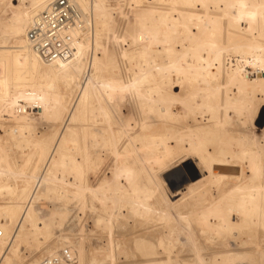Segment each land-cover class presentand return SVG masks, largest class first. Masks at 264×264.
Here are the masks:
<instances>
[{
	"label": "bare ground",
	"instance_id": "bare-ground-1",
	"mask_svg": "<svg viewBox=\"0 0 264 264\" xmlns=\"http://www.w3.org/2000/svg\"><path fill=\"white\" fill-rule=\"evenodd\" d=\"M50 1L52 0H31L26 12L16 7L5 28V32L15 39L14 45L0 48V66L5 68V75L0 79L3 87L0 93V114L4 116L5 111L15 108V112L13 111L15 121L23 127L28 124L34 109H38L39 114L44 118L61 121V130L56 131L51 144L35 135L28 139L24 136L22 127H13L6 131V135L17 139L15 145L18 148H30L27 152L22 151L19 165L14 168L8 164L5 167L6 175H12L13 178L22 177L28 169H32L37 172V176L32 178V181H14V184L9 183L8 180L0 181V195L3 193L14 195L11 201L0 204V217L5 219V223L0 224V264H12L8 255L11 252L16 253L14 244L22 230L31 227L37 232V229L45 228V226L37 227L38 219L34 213V206L42 195L55 189L57 180L64 183L65 189L80 202L83 209H93V202L108 190L113 202L116 200L119 207L126 204L123 207L132 215L140 217L152 212L144 193V190L150 187L144 181L145 166L143 169L128 161L118 163L119 165H115L110 172H107L110 177L102 180L101 176L106 171L101 169V164L105 157L104 149L109 151L113 148L116 153L115 149L118 145L115 139L128 136V140L125 141L128 142L125 146V151L128 153L126 149L129 143L135 139L148 138V135L142 133L153 126V121H149V115L155 113L163 118L165 115L174 114L171 111L174 100L184 103L183 106L188 109L186 113L200 114L202 118L204 117L202 114L208 115L207 120H199L195 129L189 130L187 135L177 133L179 138L187 139L190 148H194L197 153L193 156L191 149L185 154V159L180 160L194 159L196 165L201 166L198 172L201 178L192 182L191 187L195 189L205 185L210 187L202 196L209 217L196 221L199 224L205 222L206 230L210 232L209 237L212 239L235 237L236 231L249 227L264 235V134L252 133L250 138L227 139L226 134L221 132L219 127L224 124L223 122H228L227 113H223L225 114L223 116L221 110L229 109L230 102L240 100V105L247 109L257 99V95L264 98V0H147L148 4L141 8L138 16L136 15L131 32H127L126 36L112 34L113 42L118 45L127 38L130 39L131 45L137 43L138 37L147 41V47L140 48L141 53L137 55L143 58L149 55V65L154 69H166L175 73L178 77L176 76L174 83L180 85L178 89L185 86L182 85L184 82L188 83L186 87L189 91L183 98L171 92L174 83L170 82L169 89H165L162 87L163 81L161 84L157 79L159 81L156 83L153 76L147 84L146 78L138 73L127 81L105 76L110 64L115 69L119 66L115 60L108 62L107 51L100 45L108 20V14L102 9L104 0H73L80 11L88 16L91 15L83 11L91 8L99 10V30L97 33L95 31L94 37L90 39L92 29L76 44V52L72 60L51 65L44 64L32 52L25 34L31 24L46 10ZM93 21H91L92 26ZM158 56L166 57V64L164 63L163 67L155 65V58ZM132 57L133 54L127 49L121 48L120 60H130ZM124 93L130 94L136 100L138 110L144 118L138 119V123L135 124L136 129L132 130L135 131L134 134H130L131 129L128 128L117 133L110 132V138H115L116 144H114L106 136L101 121L108 116L115 99ZM180 104L182 106L181 102L178 106ZM27 109L31 112L28 113ZM20 111L27 113L26 119L19 115ZM210 133L217 134V138L211 139L213 149H201ZM224 137L226 143L221 145ZM69 144L72 148H69ZM158 144L165 146L161 140L152 142L151 149L149 148L143 155L145 160L143 158L142 161L139 160L145 161L150 170L155 169L154 167L161 168L163 162L155 153ZM12 151L13 148L3 152L0 162L8 160L10 154L14 152ZM163 154L167 159L171 158L169 151L165 150ZM240 163L248 169L249 178H243L244 168ZM67 177H70L72 182ZM191 187L189 192L194 190ZM194 192L196 193V190ZM234 215L238 218L236 222L232 220ZM101 221L104 220H98L100 223ZM111 221L112 218H109L108 223ZM190 226L192 228V224ZM224 243L223 248L222 245L220 247L225 250ZM140 248L145 252L144 258H139L142 260H136L134 263L136 258L132 262L130 260L126 262L129 264H236L243 255L241 250V252L227 250L214 253L210 257L183 260L179 256L180 253H175L170 243L162 238L157 242L149 241L147 245L142 241ZM65 249L68 248L46 257L40 264H49L50 259L60 256ZM68 251L73 258L71 264H85L88 259V255L83 251H77L78 253L72 249ZM98 253L96 250V254ZM102 258L98 257V260L103 261ZM105 261L108 264H119L121 257L112 256L105 259L103 264Z\"/></svg>",
	"mask_w": 264,
	"mask_h": 264
},
{
	"label": "rangeland",
	"instance_id": "rangeland-1",
	"mask_svg": "<svg viewBox=\"0 0 264 264\" xmlns=\"http://www.w3.org/2000/svg\"><path fill=\"white\" fill-rule=\"evenodd\" d=\"M30 1L31 0H2L0 3V48L11 47L14 45L15 39L13 38V40L5 32V28L9 23L12 13L17 9L16 7L20 8L21 11L25 10L24 12H26L30 7ZM147 2V0H104V7L102 9L108 14V20L106 25L107 27L103 31V35L101 37L100 45H102V47L107 51L109 58L108 62L111 63L113 60H115L117 62V66H119L115 69L114 66L110 64L105 76L107 78L127 81L132 78L134 74L138 73L146 78V84L150 82L151 76H153V80L156 83H158L159 80V83L163 81V84L161 83L163 85L162 87L169 89L170 84L174 83L178 76L175 73L170 72V70L164 69V71L163 69L158 70L157 68L154 69L151 67L149 65V55H147L145 58L137 55L141 53L140 50L142 47H147V41L141 37H138L137 43L131 45L130 39L127 38L121 45H118L112 40L113 33L126 36L127 32H131L136 15H139L141 8L145 7V5L148 4ZM83 12L90 14L92 21L94 20L92 23L93 31L90 35V39H92L95 35V31L97 33L99 30L98 16L100 15V12L97 8H91L90 10ZM121 48L127 49L131 54H133V57L130 59L131 61L128 59L125 61L120 60L119 53ZM165 62L166 57L158 56L155 58L156 66L163 67ZM165 72H168L169 74H166ZM4 75L5 68L0 66V79ZM181 78L182 77H180V79ZM175 84L176 83H174L173 87H171V92L174 95H178L180 98H183L186 95V92L189 91L187 88L188 83L186 84V82H184L182 85L185 86L182 87V89L181 87L178 89L180 85L176 84V87ZM1 88L2 90L0 93L3 91V87L0 83V89ZM236 92L241 93L240 91ZM256 98L257 99L252 102L251 107L249 105V108L247 107V109L240 105V100L230 102L229 109H227L228 111L226 109L223 110L222 108L221 115L224 116L227 113L228 122H223L224 124L220 125L219 127L221 132L226 134L227 139L229 137L236 139L240 137L250 138L252 133H257L260 135L264 134V98H262L261 95H257ZM178 102H181L182 106L181 104L178 106ZM175 103L176 105H174ZM136 104V100L128 93H124L121 97L115 99L108 116L106 119H102L101 121V126L105 129L106 136L110 138V132L113 131L117 133L118 131L125 128L131 129L130 134H134L135 131L132 130L136 129L135 124L138 123V119L140 120L144 118L143 114H140ZM183 104L184 103L182 101L174 100L172 106L175 108H171V111H173L174 114L165 115L163 118H160L155 113H151L149 115V121H153V126L150 127V130L146 129L142 133L144 135H148V138L135 139V141L129 143L126 149L128 153L125 151V146L128 144V142L125 143V141L128 140L127 135L121 136L119 139L110 138L114 144L117 142L118 146L116 145V153H114L113 148L109 151L104 149L105 157L101 164V169L106 172L101 176L102 180H107L110 177V174H107V172H110V169H112L115 165H119L126 161L138 165L143 169L145 166L144 181L149 184L150 189L147 188V190H144V193H146V201L152 208V212L143 215L144 217L142 215H140V217L132 215L127 208L123 207L126 204H122L123 206L119 207L117 206L116 200L113 202L114 200L111 199V196L109 195L110 191L108 190H105L104 194L99 195L102 197V199L98 197V200L93 202V209H83L80 202L76 198H73L71 193L65 189L66 186L64 183L60 180H57V183L54 185L55 189L47 192L49 195L47 193L44 194L45 196L42 195L34 206V213L38 219L37 227L45 226V228L43 227L42 230L37 229L36 232L33 230V228L29 227L20 232L14 244L16 253L14 254L11 252L8 255V258L12 261V264H40L43 259L56 252L58 253L64 248L72 249L75 253H78L79 251L86 253L88 255V259L85 261V264H103L105 259L112 256L121 257V262L119 264H129L126 262L127 260L132 262L133 259L136 258L133 261L134 263L136 260H142L139 258H144L145 252L143 248H140L142 241H144L147 245L149 241L157 242V240L160 238L164 239L165 242L170 243V245L174 248L175 253H180L179 256L183 260H193L196 259V257H210L212 254L219 253L221 251L224 252L227 250H237L238 252L242 251V258L245 260L241 258L240 261L236 262V264H264V235L258 232V230L249 227L241 231H236L235 237L226 236L225 238L212 239L209 237L210 232H207L206 230L204 225L205 222L199 224L198 221H196L198 219L205 220L209 217L207 207L202 201V196L209 190L208 188L210 187L207 185L198 187L196 189L191 187L192 182H195L201 178L200 175L198 176L201 166H197L194 159L193 161H181L182 159H185V154H188L189 150L191 151L192 149L193 156H195L197 153L194 148H190L187 139L184 140L179 138L177 133L179 135H187L189 130L195 129L199 120H207L208 115L202 114L204 116L202 118V116L199 114L201 116L200 118V116L197 114H192L191 112L186 113L188 109L185 108V105L183 106ZM235 104H238V106H235ZM14 109L15 108H10V110L8 109L9 111H5L4 116H2V113L0 114V156L3 154V152H6V150L9 151L11 148H13L14 151H12L14 154L11 153V157H9L8 160H1L0 162L2 167L0 168V181L8 180L11 184H14V181H32V178L37 176V172L35 170L28 169L24 176L22 175V177L20 176L17 178L11 177L12 175H6L7 173L5 172V167L10 164L15 168V166L19 165L22 160V151L26 150L27 152L28 149L30 150V148L26 147H23L24 149L18 148L15 145L17 139L6 135V131L12 129L13 127H22L24 128V136H26L28 139L34 137L35 135L37 137L39 136L42 140H45L48 144H51L56 131L58 132V130H61V121L59 119L44 118L39 114L40 111L38 109V112L36 109L32 110L33 115L28 120V124L23 127L22 124L20 125L15 121L13 115L15 112ZM27 110L28 113L31 112L29 109ZM19 115L26 119L27 113L20 111ZM134 136L135 135H133V137ZM212 137L217 138V134L210 133V135H208L207 141L203 142L201 149H213ZM158 140H161V142L165 143V146L158 144L157 147H155V153L161 157L163 162L161 164V168L154 167L155 169L150 170L148 164H146L145 161L140 162L139 160H145L143 156L144 153L149 150L152 142L156 143ZM225 143L226 138L224 137L221 145H224ZM68 146L69 148H72V145L69 144ZM165 150L169 151L171 158L167 159L166 155L163 154ZM241 165L244 168L243 178H249L250 174L248 173V169H246L244 164ZM67 179L72 182L70 177H67ZM190 187L191 189H194L192 192H189ZM195 190L196 193L194 192ZM212 191L214 192L215 190ZM180 194L182 195L180 196ZM13 198L14 195L3 193L0 195V204L7 203ZM182 214L183 216H181ZM109 218H112V221L108 223ZM187 218L189 219L188 222ZM100 219L104 221H101V223L98 222ZM232 220L234 222L238 221L237 216L234 215ZM50 221H52V224ZM4 223L5 219L0 217V224ZM189 223L192 224V228ZM107 224L109 225L107 226ZM227 238L229 240H227ZM233 242H235L236 245ZM223 243L225 250L222 249ZM241 247L243 249H241ZM96 250L97 253L99 252L98 254H96ZM102 252L105 255L101 254ZM96 255H98L97 258L95 257ZM98 257H103V261H101V259L98 260ZM93 258L97 261H95ZM92 260L94 262H92ZM105 264H108V262L105 261Z\"/></svg>",
	"mask_w": 264,
	"mask_h": 264
},
{
	"label": "built area",
	"instance_id": "built-area-1",
	"mask_svg": "<svg viewBox=\"0 0 264 264\" xmlns=\"http://www.w3.org/2000/svg\"><path fill=\"white\" fill-rule=\"evenodd\" d=\"M91 21V16L82 13L73 0H52L31 24L25 38L44 64L68 62L75 56L76 44L91 32ZM72 262L71 253L65 249L49 264Z\"/></svg>",
	"mask_w": 264,
	"mask_h": 264
}]
</instances>
